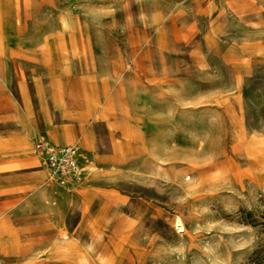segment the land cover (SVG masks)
<instances>
[{
    "label": "rangeland",
    "instance_id": "rangeland-1",
    "mask_svg": "<svg viewBox=\"0 0 264 264\" xmlns=\"http://www.w3.org/2000/svg\"><path fill=\"white\" fill-rule=\"evenodd\" d=\"M0 264H264V0H0Z\"/></svg>",
    "mask_w": 264,
    "mask_h": 264
},
{
    "label": "built area",
    "instance_id": "built-area-1",
    "mask_svg": "<svg viewBox=\"0 0 264 264\" xmlns=\"http://www.w3.org/2000/svg\"><path fill=\"white\" fill-rule=\"evenodd\" d=\"M49 173L60 181L79 178L84 171L83 158L75 144H54L40 137L35 142Z\"/></svg>",
    "mask_w": 264,
    "mask_h": 264
}]
</instances>
